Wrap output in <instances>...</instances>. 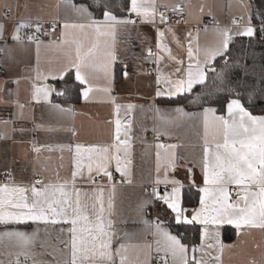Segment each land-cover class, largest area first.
<instances>
[{
    "label": "snow or ice",
    "instance_id": "obj_1",
    "mask_svg": "<svg viewBox=\"0 0 264 264\" xmlns=\"http://www.w3.org/2000/svg\"><path fill=\"white\" fill-rule=\"evenodd\" d=\"M238 3L240 15L233 16L230 26L221 27L213 17L211 28L189 31L184 41L176 36L169 17L159 11L158 0H120L122 15L115 13L112 0H58L57 9L70 11L78 21L54 17L52 31L57 26L61 31L57 40L49 44L40 37L51 32L45 30V22L38 16L15 20L7 36L6 25L0 20V42L9 50L8 40L21 47L35 46L37 66L33 68L29 103L73 115L71 106L55 103L52 98L75 94L88 101L94 92L109 93L110 88H98L94 82L104 79L111 83L114 66L119 62L115 51L117 32L139 22L151 24L156 34V51L147 47L143 57L157 66L155 97L183 96L189 105L198 108L150 109L157 121L152 129L157 140L155 175L150 190L146 189L147 198L138 205L141 216L149 206L159 204L177 228L198 226V242L185 243V235L173 233L159 216L152 221L142 219V233L117 228V188L132 183L130 117L137 106L120 105L113 98L115 119L111 121L114 131L110 143L37 146L35 141H29L31 151L37 155L44 150L67 151L70 176L62 178L57 172L54 178L41 177L25 183L5 172V179L0 181V256L8 257L7 264H223L225 250L238 246L224 242L227 227L235 231L237 241L253 231L264 237V108L254 111L257 105H264V57L257 61L254 55V46L264 44V0ZM161 6L176 15L184 11L182 3L170 9L168 5ZM5 7L4 19H11L12 6ZM206 7L201 3L200 13ZM208 15H212L211 11ZM201 32L205 34L203 42ZM237 38H246V45L242 39V47L233 54ZM53 45L63 51L64 62L59 69L44 72L39 68L40 51ZM219 61L223 63L218 65ZM168 67L172 71L166 73L164 69ZM126 69L125 64L121 70L125 77ZM12 82L19 84V80ZM198 86L200 91L196 92ZM0 102L6 101L0 97ZM12 103L18 111L10 119H0V124L12 125L11 132L23 136L30 129L16 124L26 119L25 104L18 99ZM188 122L196 130L200 149L192 158L178 151L181 144L160 140L161 136L172 135L170 128ZM32 123V130H54L36 123L34 116ZM67 131L76 135L75 129ZM3 139L14 136L2 132L0 140ZM181 171L183 177L179 175ZM115 174H119V181ZM190 193L197 197L194 204H189ZM28 222L37 224V229L29 233L16 227ZM40 224L45 226L43 237ZM50 225L59 226L54 245L49 239ZM255 247L261 250L259 258L247 264H264V244ZM0 264L5 261L0 259Z\"/></svg>",
    "mask_w": 264,
    "mask_h": 264
},
{
    "label": "crops",
    "instance_id": "obj_2",
    "mask_svg": "<svg viewBox=\"0 0 264 264\" xmlns=\"http://www.w3.org/2000/svg\"><path fill=\"white\" fill-rule=\"evenodd\" d=\"M75 2V1H74ZM58 0H0V20L3 17V10H7L5 5L12 6L10 13L11 19L3 21L7 31L5 35L12 30L13 22L22 16L40 17L44 21L45 30L51 32V35H42L45 44L56 41L60 35V27L57 26L55 31L49 28V24L54 17L59 16L61 20L78 21V17L64 8L57 9ZM80 3V2H75ZM184 5V12L187 17L186 26H174L175 34L180 40L184 41L189 31L195 33L191 26L201 24L204 21L209 22L207 27H212L213 17L221 27L230 26L233 16L240 15V7L238 0H158V7L168 5L169 9L177 4ZM204 3L207 5L204 13H200L199 5ZM26 5V7H25ZM212 15L209 16L208 12ZM117 14V13H116ZM120 15V14H117ZM164 27V25H160ZM204 28V27H203ZM202 28V29H203ZM205 34L201 32V41L203 42ZM156 34L151 24H142L137 22L134 26L129 25L127 28H121L117 32L115 51L119 58V62L114 66V75L111 83L101 79L95 81L98 88L108 87L111 89L109 93L97 91L91 94V99L84 101L78 98L75 102H59L53 97V102L60 103L65 107L71 106L74 110L73 115H62L48 108L47 105H35L29 103L31 78L35 75L33 68L37 66L35 46L30 45L21 47L13 45L11 40L7 41L5 46L0 42V47L4 48L0 52V86L4 91L0 92L3 101L0 102V119H10L13 113L18 111L14 107L12 101L18 99L20 103L25 104L24 116L26 119L17 121L16 126L23 124L30 129L21 136L20 133H12V125L0 124V133L8 132L13 135L14 139L0 140V181H3V174L10 171L16 178L17 182H29L35 177H43L45 179L54 178L56 173L63 177L70 176V156L67 151L61 153L58 150H44L40 154L31 151L29 141H35L37 146L42 144H107L110 143L114 131V124L111 123L115 119L114 105L112 99L120 105L134 104L137 107L132 110V183L118 185L116 192V210H117V228L126 231H136L142 233L145 225L141 220L152 221L157 216L162 221L168 223L173 233L177 231L173 228L171 218L165 214L163 207L159 204L149 206L146 212L141 216L138 212V205L147 198L146 189L151 188V180L155 175V141L153 136L155 132L152 130L157 123L155 112L150 110L159 107L164 111H170L177 106L172 103L163 102L167 97H155L156 92V64L145 60L144 54L147 47H152L156 51ZM175 52L179 50L174 44L171 45ZM186 46V42H185ZM64 62V53L54 45L49 48H41L39 68L47 72L49 69H59ZM171 63V62H168ZM187 63L185 57V64ZM127 65V77L122 73L124 65ZM154 67L153 74H147L148 66ZM163 67V65H162ZM164 71H172L171 67L165 68ZM19 80V84L12 81ZM50 82V81H49ZM12 92L13 95H8ZM178 98V97H177ZM175 99V98H174ZM188 111H197L198 108L187 105L184 106ZM35 117L36 123H40L45 129L51 127L53 131L32 130V118ZM120 117L125 118V110H121ZM75 129L76 135L73 136L67 129ZM144 129H147L145 131ZM172 133L170 137H166L169 143H178L182 147L178 151L189 158L198 155L200 149L196 130L192 127L191 122L184 124L179 128H170ZM63 155V160L61 156ZM63 165V166H62ZM114 170V169H113ZM183 177L184 172L179 173ZM116 180L119 181V174H115ZM197 182H200L199 170H196ZM106 182V181H104ZM195 189L191 190L194 193ZM190 193L189 204H194L197 197ZM19 230L31 233L37 229V224L28 222L27 224L16 226ZM44 225L40 224L41 237L44 234ZM59 226H48L50 242L54 245L56 242L57 229ZM198 226H188L185 232V243L193 240L198 242ZM193 234V235H192ZM148 239H151L149 236ZM224 242L227 244L237 243L238 246L225 250L223 255V264H247L252 258H259L260 249L255 247L256 244H264V237L259 231H253L246 234L237 241L235 231L229 226L225 229L223 236ZM39 250V249H38ZM50 251L52 249H49ZM59 258V253H56ZM0 259L7 264L8 257L0 256ZM44 259H52L45 256Z\"/></svg>",
    "mask_w": 264,
    "mask_h": 264
},
{
    "label": "trees",
    "instance_id": "obj_3",
    "mask_svg": "<svg viewBox=\"0 0 264 264\" xmlns=\"http://www.w3.org/2000/svg\"><path fill=\"white\" fill-rule=\"evenodd\" d=\"M75 2H81V0H74ZM255 3H259V0H254ZM112 3L114 5H116L114 7V11L115 13L117 14H120L122 15L121 13V9L119 7V3H120V0H112ZM97 16H99V13H96ZM242 39L244 41V44L246 45V38H237L236 39V42L232 45V50H233V54H235L237 52V50H239L241 47H242ZM255 48V51H254V55L257 59V61H260L261 57H264V44H256L254 46ZM223 62L222 61H219L218 62V65L219 64H222ZM249 64L252 63L251 60L248 61ZM259 70V69H257ZM200 91V88L199 86L197 87L196 89V92H199ZM191 97H189L190 99ZM57 101L59 102H75L76 100H78L77 96L75 94H72L71 96L69 97H59L56 99ZM163 102H167V103H172V104H176V105H184V106H187L188 105V101L184 99L183 96L181 97H178V98H175V99H167V100H163ZM245 103H247V101L245 100ZM195 107V106H194ZM197 108V107H196ZM261 108H264V105H257L255 108H254V111L255 112H259ZM173 228L176 230V231H179V232H185V229H187V227H180V228H177L176 226H173ZM193 235V234H192Z\"/></svg>",
    "mask_w": 264,
    "mask_h": 264
},
{
    "label": "built area",
    "instance_id": "obj_4",
    "mask_svg": "<svg viewBox=\"0 0 264 264\" xmlns=\"http://www.w3.org/2000/svg\"><path fill=\"white\" fill-rule=\"evenodd\" d=\"M158 9H159L160 12H163L166 16L169 17V24L170 25H172V26H186V25H188V23H187V17H186V14H185L184 11H183V14L182 15H176V14H173L170 10L166 9L165 7H158ZM6 12H7V10H3V12H2L3 13L2 21H7V20L4 19V15H5ZM178 20L180 21L179 23H177ZM207 25H209V22L204 21L201 24L192 25L191 28H192L193 31H197V28L198 27L200 29H202L203 27H205ZM49 28L52 29L51 23L49 24ZM40 38H42V36ZM154 71H155L154 70V67L151 66V65L146 68V73L147 74H150L151 75V74L154 73ZM0 75H2V68H0ZM153 139L155 141H157L156 140V135L153 136ZM160 140L163 141V142H165V143H169L168 138H166L164 136H161L160 137ZM7 172H10V171H7ZM4 174H3V180L5 179V175ZM39 178H41V177H35L34 179H39Z\"/></svg>",
    "mask_w": 264,
    "mask_h": 264
}]
</instances>
